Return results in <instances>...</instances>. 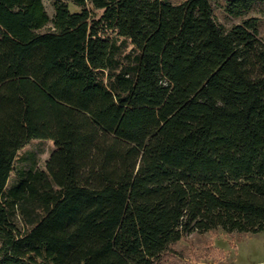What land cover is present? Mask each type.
Instances as JSON below:
<instances>
[{
    "label": "trees",
    "instance_id": "trees-1",
    "mask_svg": "<svg viewBox=\"0 0 264 264\" xmlns=\"http://www.w3.org/2000/svg\"><path fill=\"white\" fill-rule=\"evenodd\" d=\"M54 10L0 0V264H158L194 231L264 232L258 18L227 29L210 0ZM35 139L55 144L46 169L6 192Z\"/></svg>",
    "mask_w": 264,
    "mask_h": 264
},
{
    "label": "rangeland",
    "instance_id": "rangeland-1",
    "mask_svg": "<svg viewBox=\"0 0 264 264\" xmlns=\"http://www.w3.org/2000/svg\"><path fill=\"white\" fill-rule=\"evenodd\" d=\"M51 19L54 18V0H42ZM174 4L186 0H170ZM214 17L218 24L227 29L249 18H258L260 38L264 39V3L256 2L242 16L227 12L225 0H210ZM70 8L76 6L70 3ZM100 15L101 11H96ZM52 28V23L44 30ZM131 48L127 47V51ZM56 150L55 144L47 139H35L24 146L17 154L14 169L7 183L6 192L20 181L22 174L29 170H45L51 154ZM20 228L22 225L14 216ZM0 241V247H1ZM264 261V232L259 234L226 232L217 228L208 232L194 231L173 244L163 255L158 264H261Z\"/></svg>",
    "mask_w": 264,
    "mask_h": 264
},
{
    "label": "crops",
    "instance_id": "crops-1",
    "mask_svg": "<svg viewBox=\"0 0 264 264\" xmlns=\"http://www.w3.org/2000/svg\"><path fill=\"white\" fill-rule=\"evenodd\" d=\"M261 264H264V261H262V263Z\"/></svg>",
    "mask_w": 264,
    "mask_h": 264
}]
</instances>
